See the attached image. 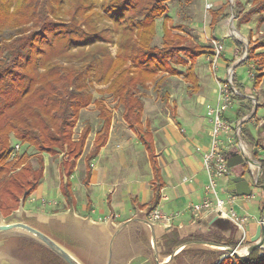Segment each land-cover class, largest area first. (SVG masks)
Instances as JSON below:
<instances>
[{
  "label": "trees",
  "instance_id": "trees-1",
  "mask_svg": "<svg viewBox=\"0 0 264 264\" xmlns=\"http://www.w3.org/2000/svg\"><path fill=\"white\" fill-rule=\"evenodd\" d=\"M167 1L0 0V218L10 217L38 189L44 176L43 154L63 149L66 145L70 159L60 163V189L68 208L75 207L71 178L91 132L90 125H87L78 142L72 139V129L80 110L94 103L101 119V128L96 132L93 147L86 156L87 181L92 169L91 161L106 144L113 120V112L105 100L95 98L91 91L95 81L106 84L105 89H99L100 92H111L116 97L123 107V119L147 149L156 182L154 206L158 204L163 180L152 134L149 126L144 128L142 123L144 101L136 90H145L151 83L159 86L162 73L184 75L195 88L198 80L194 66L198 57L216 55L213 46L193 42L188 36L174 31L172 18L166 15ZM251 1L249 8L244 2L236 1L237 25L249 23L257 15H260L258 25L264 23V0ZM211 13L212 28L220 18L229 15L224 13L223 7ZM161 17L162 44L156 45L157 19ZM106 19L114 24V34L110 39L105 35L107 26L102 24ZM106 38L108 41L105 42L116 43V54L104 52L105 43L100 42ZM236 46L242 48L240 54L244 55V44L237 42ZM263 47L264 38L250 40L247 57L239 64L250 66L253 92L264 78V52L257 51ZM258 64L262 68L256 66ZM178 66H187V69L183 73ZM232 82L238 91L245 93L235 72ZM227 85L232 98L244 100L228 82ZM168 97V94L164 95L165 99ZM245 100L239 110L240 118L251 113L254 106L251 98ZM254 118L256 113L249 122ZM244 126L245 123L241 127L243 139L253 148H258V141ZM12 137L17 142L11 144ZM16 143L31 146L39 152L37 168L32 165L26 151L17 152ZM260 162L262 174L258 184H264V160ZM138 216L147 217L145 214ZM134 224L144 226L138 222ZM48 225H55V239L85 264L105 263V255L101 252L105 244L104 235L99 227L73 222L54 224L53 221ZM125 233L115 242L112 264H127L139 249H133L130 244L120 248ZM141 237L145 238V235L141 234ZM147 242L153 253L151 239ZM170 242L172 240L165 246L168 247ZM16 243L12 244L15 247V251L11 248L13 255L20 257L23 264H35L25 244ZM175 246L171 247L169 254ZM206 255L204 251L184 250L174 257L172 264H189ZM49 260L41 261H45L42 264H53ZM211 261H220L218 264H264V249L256 248L246 256L230 255L222 259L216 256ZM54 264L59 263L55 260Z\"/></svg>",
  "mask_w": 264,
  "mask_h": 264
},
{
  "label": "crops",
  "instance_id": "crops-1",
  "mask_svg": "<svg viewBox=\"0 0 264 264\" xmlns=\"http://www.w3.org/2000/svg\"><path fill=\"white\" fill-rule=\"evenodd\" d=\"M199 1H201L200 4L204 3V5H206L209 9L206 14V22L207 27L210 30V35L212 37L215 36L219 42L224 44L221 69H224L223 71H225L227 70L228 65H239L247 52L250 40L255 41L260 39L259 37L264 33V31L259 30V33L255 32L251 34V32L248 33V30L250 29V22L237 25L234 8H231L232 12L230 13V11L227 10L228 5L225 0ZM236 1L237 0H235V3ZM222 7L224 9V13L229 15L226 18H220L215 28H212L211 22L213 16L211 11L218 10ZM229 18L230 30L232 31L231 28L233 24L234 27L236 26L235 29L243 36V38L238 37L233 32L232 33L236 36V38L229 36L227 33V20H229ZM239 30H241L242 33L247 32V42L243 40L245 37ZM237 42H240L245 46V52L242 56L240 54L242 52V48L236 46ZM225 47H229L228 50L231 51V57H228V53H225ZM257 51L264 52V47L258 49ZM203 56L211 57L208 55H202L200 57ZM200 57H198V59ZM199 89L201 90L200 83L198 81L193 90L196 92L199 91ZM237 93L240 94L244 100H238V102H236L238 103L237 111H235V105L226 112L225 117L229 121L228 123L230 125L234 123L235 127H233L235 129L239 128L240 131L239 133L234 132V128L231 126V131L223 132L220 139L227 158L228 156H231V152H240L248 160H254V162H250L244 166L238 165L231 168L230 176L218 179V187L221 197L231 199V206H233L237 213L240 215H247L249 217V221L246 224V239L244 243H239L241 236L237 230V226L230 218L223 215L215 206H211L210 208L202 210L197 214L192 211V205L202 201L206 196L205 185L207 182V174L204 167L203 155L209 149L211 143L209 135V130L211 128L210 122L204 118L203 120L198 119L197 117L199 116L197 114L186 118L183 117L180 123L183 124L187 130H184L179 122H175V118L172 123L169 124V129H160L156 132L152 130L150 121H147L153 137L155 153L163 180L161 198L156 206H154V184L156 182L154 180L153 168L147 149L135 131L132 130V132L136 135V141H132L131 145L124 148V145H120L118 141L119 138L122 137L119 134L112 137L110 129L106 144L91 161L92 169L88 181L86 180V171L84 185L86 188L91 189V193L90 196L85 197V206H81L80 208V203L78 202L76 196L77 188H74L73 175L71 182L75 197V207L69 208L71 217L67 219V221L57 218L55 219V222L62 224L73 222L81 225H96L99 227L104 235L103 241L105 244L101 250L103 255L106 254L108 249L107 238L111 234L112 227L110 223L113 225H119V223H116L114 220L110 223L108 221L106 222V227L101 223L96 224L97 222L95 220L97 216L108 218L111 211H114L116 221H119L120 219L123 222L126 221V219L128 220L132 217H136L139 214H145L155 225L159 258L161 262L167 261L166 264H172V261L169 260V256L173 252L171 254L169 253L172 250L171 247L173 245H176L173 248V251L176 250V255L184 250L195 252L204 251L207 253L206 256L200 259L190 261L189 264H218L220 261L214 262L211 261V259H214L216 256H221L222 259L230 255H235L233 253V249L237 250L239 255H245L251 248V238L255 235L257 227L264 215V184L255 185V179L260 178L262 174V170H260V160H264V130H258V127L264 123V117H258L256 114L257 119L253 120L255 123H251L249 121L244 122V128H248L254 138L258 141V148L255 149L248 141L244 140L241 135V127L243 125L241 122L249 114L240 118L239 110L241 105L246 103L245 98H251L254 104L253 108L257 106L258 112L259 107L264 105V92L261 91V88L256 89L253 92L251 88L247 87L245 88V93L238 90ZM168 98H164L165 102H168ZM200 100L202 103V97H200ZM196 115L197 117H194ZM112 142H114L113 145ZM131 152L132 160L129 161L128 154ZM79 163L80 160L78 161L77 166ZM237 175L244 176L250 182V187L252 189L251 195L233 193V191L229 189L230 179ZM93 186H95L100 193V198H98V200L96 199L97 196H95L92 192ZM59 191L62 194L60 184ZM36 193L37 190L35 191V194ZM82 210L88 211L91 214V218H89L88 222L83 223L77 219L76 216L78 211L80 212ZM149 210H158L170 218V220L155 221L151 219V211L149 212ZM31 219H33V216L27 215L26 220L30 221ZM45 222L46 221L44 220H39L37 223L45 225ZM141 234L145 235V238L141 237ZM15 237L30 239L19 235H7L3 237L2 240H0V247H2V251H0V263L3 262L1 261L2 258L6 256L11 257L12 259L14 258V256L5 249H9V247L13 244L12 241L17 240V238L14 239ZM148 239H151V232L147 226H140L139 224L133 223L128 227L124 237L120 241V248L122 245L128 246L130 244L133 249H139L137 250V253L129 259L127 264H157L154 254L150 252L147 242ZM169 240H172V242H170L167 247L165 246V243ZM186 240L190 241L186 242ZM32 241L34 244L40 246L35 240ZM174 241H176V243H173ZM135 242L136 244H134ZM182 242H185V244ZM207 242L221 244L222 246L213 245ZM16 262L18 263V261ZM58 262L59 264H64V262L60 259ZM1 264L9 263L5 261Z\"/></svg>",
  "mask_w": 264,
  "mask_h": 264
},
{
  "label": "rangeland",
  "instance_id": "rangeland-1",
  "mask_svg": "<svg viewBox=\"0 0 264 264\" xmlns=\"http://www.w3.org/2000/svg\"><path fill=\"white\" fill-rule=\"evenodd\" d=\"M228 5V11L232 12L231 8H234L235 0H225ZM246 8L251 6V0H242ZM199 0H168L167 5V13L166 15L172 18V25L176 28L174 31L176 33L183 34L188 36L193 42L200 43L203 45H211L214 47L216 51L215 56L200 57L195 64V73L198 77V81L200 83L199 91H194L191 81L186 79L184 75H166L162 73L160 77H163L162 82L159 86H155L154 83H151L147 89H137L136 94L139 95L144 101V113L142 118V123L144 128L148 125L147 121H150L151 128L155 132L160 129H169V124L175 118V122H181L183 117L186 118L191 115L197 114L198 119L203 120L207 119L210 122L211 128L209 130L210 138H212V116L209 114V111L212 109H216L219 105V94H220V86L225 85L230 77V68L231 65H228L227 70L223 71L221 69V59L224 51V44L219 42L217 39L213 38L210 35V30L207 27L206 22V14L208 7L206 5L200 4ZM234 12V11H233ZM260 15L254 16L250 23V29L248 33H259V30L264 31V23L260 26L258 25ZM107 26V35L108 39L111 38L112 34H114V24L111 20H103V23ZM163 18L157 19V35L154 40V44L161 45L162 44V35H163ZM259 27H258V26ZM262 26V27H261ZM236 27V26H235ZM109 28V29H108ZM227 29L228 34L231 37L236 38L230 30V18L227 20ZM258 30V31H257ZM241 33L242 31L239 30ZM238 32V31H237ZM247 32L242 33L244 35V39L246 42L248 41V37L246 35ZM7 35V34H5ZM238 37L243 38V36L238 32L236 34ZM104 37V36H102ZM260 39L264 38V33L260 35ZM108 39H104L101 41V44H104V52H110L112 55L117 52V45L113 42H105ZM88 49V48H86ZM229 47H225V53H228V57H231V51L228 50ZM75 50V49H74ZM219 53V54H218ZM218 54V56H217ZM238 61V60H236ZM235 61V62H236ZM261 67V64L256 65ZM179 70L183 73L186 71L187 66H178ZM262 68V67H261ZM234 72L236 73V78L240 84L244 88H252L254 85L252 74L253 72L250 69L249 65H238L235 67ZM202 85V86H201ZM233 85V84H232ZM106 84L99 83L98 81L93 82L91 86V91L96 97H101L105 100L108 108L113 112V121L111 134L112 137L116 135H120L122 138H119V144L124 148H127L128 145H131L132 141H136V135L132 132L130 127L123 119V107L118 104V100L111 92H100L99 89H105ZM261 91L264 92V79L262 83L259 85ZM257 88V89H259ZM98 90V91H97ZM168 93L169 98L168 102H165L164 95ZM200 97H202L203 102L201 103ZM204 97V98H203ZM206 98V100H205ZM233 104L229 106V109L236 105L235 111L238 109V99H234ZM256 102V99H255ZM235 103V104H234ZM228 109V110H229ZM198 110V111H197ZM227 110V111H228ZM226 112L223 113V119L228 123L229 121L225 117ZM175 116V117H174ZM257 116L263 118L264 117V105L259 107ZM255 120L257 118H254ZM253 119V120H254ZM251 121V123H255V121ZM181 124V123H180ZM90 125L91 132L86 141V147L82 153V156L79 158L80 163L75 167L73 178H74V188L76 187V196L78 202L81 206H85V197L90 196L91 189L86 188L84 185V179L86 176V163L85 158L87 154L91 151L94 143V137L96 132L101 128V119L99 117V110L96 108L94 103H90L88 106L82 108L80 110L78 121L76 122L74 128L72 129V139L75 142H78L82 135L84 134L85 127ZM255 125V124H254ZM184 130H187L183 124H181ZM234 126V123L231 125ZM256 126V125H255ZM235 127V126H234ZM233 127V128H234ZM176 128V127H174ZM180 129V128H179ZM116 140V139H115ZM17 142L14 137L11 138V144ZM114 142H112V145ZM24 151L31 157L32 165L37 168L38 160L37 155L38 151L35 150L31 146L22 145L17 152L23 153ZM14 155V153H13ZM44 176L42 181L39 184L37 189V193H32L29 198L23 203L22 206L19 207L13 214L8 218H0V223H9L12 221H22L26 220L27 215L33 216L34 220L28 221L30 224L38 227L41 231L49 234L51 237L55 238V225H46L50 224L52 221L55 224V219L60 218L67 221L71 216L69 208L66 204V201L63 195L59 191V169L60 163L64 159H70L67 154V145L63 149L54 150L52 153H44ZM78 160V161H79ZM128 160H132V152L128 154ZM77 161V163H78ZM128 173V172H127ZM93 194L98 200L100 198V193L98 189L93 186ZM219 191V187H218ZM110 216L108 218L98 217L96 218V224L101 223L105 226L106 222L109 220H114L116 223H122L123 221L119 219L116 221L114 211H111ZM77 219L81 222L85 223L89 221L91 218V214L88 211H78ZM39 220L46 221L45 225H41L37 223ZM127 220V219H126ZM43 223V222H41ZM107 227V226H106ZM52 233V235H51ZM7 236L6 234L0 235V240L3 237ZM15 237L14 239H16ZM36 239V238H35ZM13 245L17 244L16 242H22L25 244L27 251L32 255L35 264H42L44 261H41L45 258H55L59 257L52 249H50L47 245L43 244L40 240L36 239V242L40 245H36L30 239H25V241L17 238V240H13ZM22 245V244H21ZM14 247V246H13ZM12 245L5 250L9 251L12 255L15 251V247ZM12 248V251H11ZM264 249V248H263ZM0 251H2V247H0ZM16 257L15 255H13ZM17 260L20 261V264H23L20 260V257ZM61 259V258H60ZM53 260V259H52ZM64 264H68L66 261L61 259ZM59 263V262H58Z\"/></svg>",
  "mask_w": 264,
  "mask_h": 264
},
{
  "label": "water",
  "instance_id": "water-1",
  "mask_svg": "<svg viewBox=\"0 0 264 264\" xmlns=\"http://www.w3.org/2000/svg\"><path fill=\"white\" fill-rule=\"evenodd\" d=\"M247 56V52L244 55L243 59ZM242 59V60H243ZM238 64H234L230 68V78H232L234 74V69ZM257 114V106H255L251 113L245 117L241 124L244 122L250 121L252 116L254 114ZM258 130L263 131L264 130V123L258 127ZM256 161V160H255ZM250 162H254V160H248L242 153H233L231 152V156H228L227 158V163L230 168H233L238 165H246ZM261 167V166H260ZM261 170V169H260ZM259 178L255 179V185L258 184ZM229 189L233 191V193H238V194H245V195H251L252 194V189L250 187V182L242 175H237L233 178L230 179L229 181ZM23 204H21L22 206ZM149 213V212H148ZM147 213V215H148ZM113 220H109V223L112 222ZM138 222L146 225L150 232H151V245L153 249V254L155 256V260L157 264H166V262H161L159 258V251H158V246H157V239H156V230H155V225L153 222H151L147 217L146 218H141L139 216L132 217L122 223L120 225H113L110 223L111 227V234L107 238L108 240V249L105 254V263L104 264H112L113 261V253H114V245L118 237L125 232L130 225L133 223ZM237 230L240 233V236L242 237V232L240 229L237 227ZM6 234V235H19L23 237L30 238L32 240L38 239L40 240L43 244L47 245L50 249H52L58 256L59 258L63 259L66 261L68 264H85L74 252H72L70 249H68L66 246L58 242L55 238L51 237L49 234L41 231L38 227L30 224L28 220H22V221H12L9 223H0V235ZM36 238V239H35ZM242 238H240L239 243L242 244L245 242L241 241ZM189 242V241H188ZM251 248L245 255H239L237 250L233 249V253L236 256H246L250 252H252L256 248H263V242H264V215L262 217L261 222L259 223L257 227V231L255 235L252 236L251 238ZM213 245L217 246H222L221 244L217 243H212V242H207ZM185 244V243H184ZM183 245V244H182ZM181 246V245H180ZM180 248V247H179ZM176 256V250L173 251V253L169 256V260L172 261L173 258ZM3 262L7 261L9 264H20L19 260L17 258H11L9 256H6L2 258ZM18 261V263L16 262ZM1 262V263H3ZM0 263V264H1Z\"/></svg>",
  "mask_w": 264,
  "mask_h": 264
},
{
  "label": "built area",
  "instance_id": "built-area-1",
  "mask_svg": "<svg viewBox=\"0 0 264 264\" xmlns=\"http://www.w3.org/2000/svg\"><path fill=\"white\" fill-rule=\"evenodd\" d=\"M232 79L233 76L232 78L229 77L227 82L234 92L237 93V89L232 85ZM227 82L225 85L220 86L218 107L209 111V114L212 116L213 128L209 149L203 155L204 167L207 174V182L205 185L206 196L202 201L192 205V211L197 214L202 210L215 206L240 229L242 232L241 241H244L246 239V224L249 221V217L237 213L233 206H231V199L221 197L218 191V179L231 175V168L228 166L227 155L220 139L223 132L231 131L232 129L231 125L223 119V113L227 112L229 106L233 104ZM233 131L239 133L240 129L234 128ZM14 147L18 150L21 145L20 143H16ZM150 217L155 221L170 220V218L158 210L151 211Z\"/></svg>",
  "mask_w": 264,
  "mask_h": 264
},
{
  "label": "flooded vegetation",
  "instance_id": "flooded-vegetation-1",
  "mask_svg": "<svg viewBox=\"0 0 264 264\" xmlns=\"http://www.w3.org/2000/svg\"><path fill=\"white\" fill-rule=\"evenodd\" d=\"M52 259H53L54 261H52ZM52 259H50L48 262H50V263L53 262V264H54L55 260L58 261L60 258L56 256L55 258H52ZM60 260H61V259H60ZM44 262H45V261H44Z\"/></svg>",
  "mask_w": 264,
  "mask_h": 264
},
{
  "label": "bare ground",
  "instance_id": "bare-ground-1",
  "mask_svg": "<svg viewBox=\"0 0 264 264\" xmlns=\"http://www.w3.org/2000/svg\"><path fill=\"white\" fill-rule=\"evenodd\" d=\"M231 29H232V32H233V33L238 34V32H237V30L235 29V27H234L233 24H232V28H231ZM263 246H264V244H263Z\"/></svg>",
  "mask_w": 264,
  "mask_h": 264
}]
</instances>
